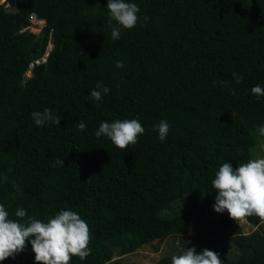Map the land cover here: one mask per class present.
I'll list each match as a JSON object with an SVG mask.
<instances>
[{
	"label": "trees",
	"instance_id": "16d2710c",
	"mask_svg": "<svg viewBox=\"0 0 264 264\" xmlns=\"http://www.w3.org/2000/svg\"><path fill=\"white\" fill-rule=\"evenodd\" d=\"M126 2L140 20L113 40L107 0H0V204L13 219L77 212L91 254L69 264H143L146 249L171 264L191 247L264 264V223L214 211L211 189L222 163L264 158V96L250 92L264 87V0ZM97 82L110 91L93 101ZM45 108L59 125L34 124ZM117 119L144 128L126 152L94 134ZM0 264H36L31 244Z\"/></svg>",
	"mask_w": 264,
	"mask_h": 264
},
{
	"label": "clouds",
	"instance_id": "9594fccd",
	"mask_svg": "<svg viewBox=\"0 0 264 264\" xmlns=\"http://www.w3.org/2000/svg\"><path fill=\"white\" fill-rule=\"evenodd\" d=\"M108 24L111 27V38L117 40L122 31L134 28L140 16V9L136 3L126 0H107ZM16 8H10L13 14ZM147 19V17H145ZM115 22V26H113ZM117 68H122L123 62L116 61ZM237 84L243 77L233 73ZM225 84L224 81H217ZM110 88L103 82H97L95 88L89 92V99L100 101ZM252 95L259 99L264 96V87L254 85L251 87ZM235 94V89L232 90ZM31 118L38 127L46 124L59 125L61 117L49 108L43 111H33ZM80 131L86 130V124L81 121L77 124ZM170 125L161 120L153 126L158 133L157 139L163 141L167 138ZM259 134L264 136V126L259 127ZM144 128L137 119H117L112 122H101L95 131L96 137L104 136L111 141L121 152H126L131 145L138 142ZM63 164L64 161H57ZM3 177L0 182H6ZM211 189L215 190L213 210L218 213H228L229 218L237 221L255 215L264 223V158L248 160L233 167L231 163H222L211 180ZM10 217L3 204H0V261L6 258H15L26 250L31 244L36 264H69L71 257L86 259L91 254V230L85 220L72 210H59L45 222L34 217H28L23 208L15 211ZM171 264H223L219 253L204 248L197 252L195 247L184 248L179 255L171 257Z\"/></svg>",
	"mask_w": 264,
	"mask_h": 264
},
{
	"label": "rangeland",
	"instance_id": "374dc122",
	"mask_svg": "<svg viewBox=\"0 0 264 264\" xmlns=\"http://www.w3.org/2000/svg\"><path fill=\"white\" fill-rule=\"evenodd\" d=\"M29 73L27 72V75ZM30 75V74H29ZM255 153L259 154V153H262V155H264V145L261 144L255 151ZM239 224L241 225H244L245 221L243 219L237 221ZM141 256H142V259H141V262L143 264H150L152 259H153V256H159V253L158 255L156 253H153V252H150L148 249H146L145 251H141Z\"/></svg>",
	"mask_w": 264,
	"mask_h": 264
},
{
	"label": "bare ground",
	"instance_id": "6f19581e",
	"mask_svg": "<svg viewBox=\"0 0 264 264\" xmlns=\"http://www.w3.org/2000/svg\"><path fill=\"white\" fill-rule=\"evenodd\" d=\"M30 74V72H28Z\"/></svg>",
	"mask_w": 264,
	"mask_h": 264
}]
</instances>
